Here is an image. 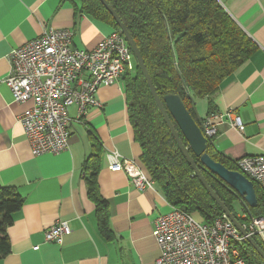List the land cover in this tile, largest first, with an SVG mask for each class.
<instances>
[{"label": "crops", "instance_id": "obj_1", "mask_svg": "<svg viewBox=\"0 0 264 264\" xmlns=\"http://www.w3.org/2000/svg\"><path fill=\"white\" fill-rule=\"evenodd\" d=\"M219 2L257 46L213 98L215 113L231 112L245 125L239 133L226 120L212 141L218 153L237 162L264 153V0ZM81 7V0H3L0 5V188H15L23 198L7 229L11 251L0 264H156L160 256L155 222L174 207L156 184L139 191L126 173L110 170L109 156L117 153L146 171L129 121L124 76L98 89L102 109H91L82 120L76 106L69 109V150L37 157L17 119L33 102L15 103L3 81L11 71L10 53L51 28L72 30V47L89 51L114 31ZM195 104L199 119L207 120L209 100ZM94 163L97 191L109 210L106 232L86 179ZM58 221L68 222L72 233L61 244L46 243L45 231Z\"/></svg>", "mask_w": 264, "mask_h": 264}, {"label": "trees", "instance_id": "obj_2", "mask_svg": "<svg viewBox=\"0 0 264 264\" xmlns=\"http://www.w3.org/2000/svg\"><path fill=\"white\" fill-rule=\"evenodd\" d=\"M81 10L94 20L120 28L99 0H81ZM135 40L161 100L178 95L197 125L204 131L205 120L196 112V99H207L210 115L215 114L213 98L222 84L255 53L257 46L218 0H107ZM126 73V97L129 121L134 138L142 148V163L169 204L180 211L197 215L206 224L224 216L213 197L195 175L166 124L136 64ZM209 115V116H210ZM184 144L186 139L171 117ZM208 141L207 153L229 170L239 172ZM203 175L225 206L245 225L253 218L264 217V189L254 183L257 206L250 207L232 188L215 174L204 169L192 151ZM89 192L97 205L98 223L103 232L109 228V210L97 191L96 163L88 165ZM240 205L241 214L235 207ZM23 198L15 188H0V260L11 251L7 229L14 214L21 209ZM242 215H246L243 219ZM264 250V245L255 239ZM247 264H264L248 242L240 246Z\"/></svg>", "mask_w": 264, "mask_h": 264}, {"label": "built area", "instance_id": "obj_3", "mask_svg": "<svg viewBox=\"0 0 264 264\" xmlns=\"http://www.w3.org/2000/svg\"><path fill=\"white\" fill-rule=\"evenodd\" d=\"M73 38L72 30L51 28L9 56L11 71L3 81L15 103L33 102V107L17 119L35 157L69 150V109L76 106L81 120L91 109H102L96 98L98 89L112 86L136 70V58L121 30H114L90 51L73 48ZM226 120L244 133L242 119L230 112L210 115L204 123V135L213 139L218 126ZM109 160L111 172L126 173L137 190L155 185L136 162L122 159L117 153L110 154ZM237 165L240 173L264 189V153L245 156ZM194 217L173 208L156 220L154 237L160 250L156 264H247L239 248L247 237L258 238L264 245V217L242 225L247 237L226 215L212 224L198 222ZM71 233L68 222L58 221L45 231V241L61 244Z\"/></svg>", "mask_w": 264, "mask_h": 264}, {"label": "water", "instance_id": "obj_4", "mask_svg": "<svg viewBox=\"0 0 264 264\" xmlns=\"http://www.w3.org/2000/svg\"><path fill=\"white\" fill-rule=\"evenodd\" d=\"M103 6L109 11L117 22L120 30L123 32L129 46L131 47L133 54L136 58L139 68L142 70V73L149 85V88L152 92V95L155 99V102L168 125L173 137L175 138L179 148L183 152L190 166L195 172V175L200 179L204 187L213 197L217 205L221 208L224 215L238 228L243 236L247 237V232L243 228L242 224L234 216V214L225 206L221 201L217 193L210 186L209 182L203 175L201 168L198 166L195 158L191 155V152L200 159V163L204 169L215 174L221 179L226 185L232 188L240 197H242L245 202L252 208L257 206V195L255 191L254 182L245 177L242 173L237 171L229 170L223 164L216 162L213 158L207 153L208 141L203 130L197 125L185 105L183 104L181 98L178 95L170 94L164 97L162 101L157 93L153 81L150 77V74L145 65L143 56L133 39L132 35L123 24L119 15L113 9V7L107 2V0H99ZM171 117L174 119L176 125L179 127L181 133L186 139L189 147H187L183 140L181 139L174 123L171 120ZM247 241L253 246L256 252L264 260V250L257 243V241L251 237H247Z\"/></svg>", "mask_w": 264, "mask_h": 264}, {"label": "rangeland", "instance_id": "obj_5", "mask_svg": "<svg viewBox=\"0 0 264 264\" xmlns=\"http://www.w3.org/2000/svg\"><path fill=\"white\" fill-rule=\"evenodd\" d=\"M136 64H137V62H136V60H134V61H133V65L136 66ZM241 210H242L241 206L237 204L236 207H235V212H236V214H241ZM195 216H196V217H194V218H195L198 222H204V220H203L202 218L198 217L197 215H195ZM257 240L261 242L260 239L257 238Z\"/></svg>", "mask_w": 264, "mask_h": 264}, {"label": "snow or ice", "instance_id": "obj_6", "mask_svg": "<svg viewBox=\"0 0 264 264\" xmlns=\"http://www.w3.org/2000/svg\"><path fill=\"white\" fill-rule=\"evenodd\" d=\"M2 3H3V0H0V5H2Z\"/></svg>", "mask_w": 264, "mask_h": 264}]
</instances>
